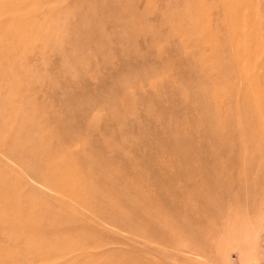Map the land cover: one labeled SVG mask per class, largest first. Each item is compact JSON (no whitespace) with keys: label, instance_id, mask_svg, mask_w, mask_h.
I'll use <instances>...</instances> for the list:
<instances>
[{"label":"rangeland","instance_id":"obj_1","mask_svg":"<svg viewBox=\"0 0 264 264\" xmlns=\"http://www.w3.org/2000/svg\"><path fill=\"white\" fill-rule=\"evenodd\" d=\"M0 264H264V0H0Z\"/></svg>","mask_w":264,"mask_h":264}]
</instances>
